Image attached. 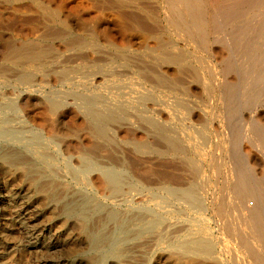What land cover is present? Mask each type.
I'll use <instances>...</instances> for the list:
<instances>
[{
  "label": "bare ground",
  "instance_id": "1",
  "mask_svg": "<svg viewBox=\"0 0 264 264\" xmlns=\"http://www.w3.org/2000/svg\"><path fill=\"white\" fill-rule=\"evenodd\" d=\"M54 1L55 10L44 0H18L26 6L0 12V24L12 27L17 39L6 52L0 38V81L14 78V103L52 144L64 124L93 126V135L85 139V153L74 148L83 166L65 163L61 173L39 138L0 122V172L27 180L22 190L0 185V264H18L23 257L30 264H137L145 256L146 264H264V152L247 145L254 138L264 148V0H106V14L96 17L88 0L64 6ZM67 11L96 21L103 41L122 52L137 79L173 80L168 97L178 95V81L185 79L186 103L166 107L186 117V183L165 176L160 161L153 187L150 172L129 161H122V171L95 168L91 153L108 141L107 126L116 122L112 110L86 109L82 119H72L60 114L57 93L40 94L34 105L31 73L51 54L97 53L95 40L89 47L73 42L63 50L44 48L63 37L57 26L70 28L62 16ZM90 61L82 60L81 67ZM7 63L27 72L9 75L2 68ZM108 78L97 75L94 87L104 91ZM80 101L88 108L97 103ZM2 106L0 117L14 105ZM117 137L124 141L127 132ZM159 139L177 149L174 138ZM123 176L146 192L141 199L124 189ZM37 211L45 218H34ZM71 228L68 239L58 237Z\"/></svg>",
  "mask_w": 264,
  "mask_h": 264
},
{
  "label": "rangeland",
  "instance_id": "2",
  "mask_svg": "<svg viewBox=\"0 0 264 264\" xmlns=\"http://www.w3.org/2000/svg\"><path fill=\"white\" fill-rule=\"evenodd\" d=\"M17 1L0 0V12L2 14L13 13L19 6H26L25 3L19 4ZM44 1L45 7L53 10L57 9L58 5L54 0ZM71 1L60 0V3L64 6L65 3H70ZM88 1L90 4L92 3V8L89 11L92 17L106 14V0ZM32 8L33 10H38L35 6H32ZM71 12L62 14V16L67 18L70 28L57 26V33L63 37L44 44V48L63 50L73 42L89 47L93 43V40H95L98 44L95 47L97 53H93L89 49H82L77 52H55L51 54L46 61H43L44 65L31 73L33 92L35 93L33 94V99L39 100H35L34 105H39L42 97L40 94H43V97L47 98L49 95L57 93L60 96V114H68L72 119H82V112H85L86 109H91L92 111L112 110L109 113L115 116L116 122L107 126L108 131L106 136L108 141H100L98 149L91 153L92 165L97 169L108 168L114 171H122V161H129L130 164H136L140 169L150 172L151 175L147 179L150 182L149 186L153 187L155 177L152 174L154 175L157 167L156 164L160 161V163L162 162L163 169L157 168L161 169L165 176L174 175L181 184H184V178L188 175V171L184 167L187 156L185 153L187 147L185 136L186 117L182 111L167 110L166 104L168 102L181 105L186 103V97L183 94L185 79L181 78L178 81V87L175 88L178 93L176 97H168V89L172 86L173 81L169 78L163 80L137 79L124 66L122 52L118 48L110 47L109 44L103 41V36L97 32L96 21H93V23L85 17L80 18L78 15L75 16V11ZM103 21L104 27H106L107 20ZM12 29V27L5 24H0V38L6 52H9L17 43ZM79 55L84 56L82 58L83 61L91 60L90 62L92 63L87 66L88 68L81 67L82 60L75 62V59ZM2 68L9 75L18 76L19 74H23V72H27L24 65L18 67L7 63L3 64ZM97 75L104 78L109 77L108 80H111L104 91H99L93 85L92 81ZM113 76L117 78L115 81H112L114 80ZM13 84L14 78L11 77L0 81V107H3L2 105L9 101L14 105L12 109H7L5 106L6 115L0 117V122L7 120L12 123L14 128L22 130L28 136L39 138L48 149L49 155L59 164L56 168L57 172L64 169L65 163L77 169L82 167L83 161L80 158L79 149L81 153H85V139L93 135V126L76 128L70 126L71 124L61 125L59 129L60 136L51 140L55 143L52 144L50 140L46 139L44 133L34 121H32L28 112L14 103L17 100L12 90ZM82 99L90 102L96 100L97 103L91 105L92 108H88L80 104V100ZM201 107L203 110H206V107ZM259 107L264 112V95ZM171 113L173 117L172 120H169ZM168 114L170 116L168 120L166 118L161 119ZM121 130L127 132V138L124 141L117 137V133ZM63 134H67V136ZM159 137H163L164 139L174 138L178 144L177 149H171L167 142L159 139ZM51 144L56 145V147ZM247 145L260 155L264 152V148L258 147L254 138ZM76 146L79 149L75 150ZM160 146L163 148L161 149ZM158 148L162 152H159ZM122 179L124 189H131L133 196H137L136 200L141 199L143 193H146L141 188L132 186L130 182L126 181L125 176ZM25 182H27L26 178L20 173L12 177L0 172V185L4 183L14 190H22ZM0 198H2L1 193ZM113 200L121 201L119 199ZM53 203L56 204V200ZM3 207L5 208L4 205ZM37 212V214H34V218L37 217L40 220L45 218L40 211ZM8 213L10 214L11 212L8 211ZM47 215L50 214H46V217H48ZM2 224L0 223V227ZM73 232L74 228H71L65 233L61 232V235L58 234V237L64 241L74 234ZM85 252H88V250L83 251V253ZM146 262L145 256V258L139 257L136 263L146 264ZM18 264H30L28 257H23Z\"/></svg>",
  "mask_w": 264,
  "mask_h": 264
}]
</instances>
